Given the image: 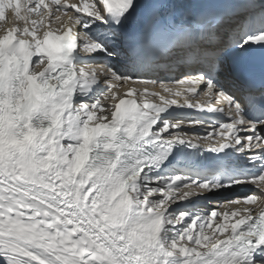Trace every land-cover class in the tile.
<instances>
[{
  "label": "snow or ice",
  "instance_id": "obj_1",
  "mask_svg": "<svg viewBox=\"0 0 264 264\" xmlns=\"http://www.w3.org/2000/svg\"><path fill=\"white\" fill-rule=\"evenodd\" d=\"M0 264H264V0H0Z\"/></svg>",
  "mask_w": 264,
  "mask_h": 264
},
{
  "label": "bare ground",
  "instance_id": "obj_2",
  "mask_svg": "<svg viewBox=\"0 0 264 264\" xmlns=\"http://www.w3.org/2000/svg\"><path fill=\"white\" fill-rule=\"evenodd\" d=\"M99 59L103 60L102 58H99ZM245 186H251V185H245ZM240 196H242V195H240ZM233 197H236V196H233ZM233 197L230 196L229 193H227V192H220V193H217V194L213 195L212 196V200L213 201H216V200H228V199L233 198Z\"/></svg>",
  "mask_w": 264,
  "mask_h": 264
}]
</instances>
